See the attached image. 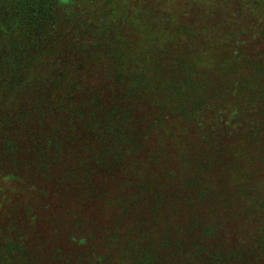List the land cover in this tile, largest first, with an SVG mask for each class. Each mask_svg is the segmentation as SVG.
Wrapping results in <instances>:
<instances>
[{
    "label": "rangeland",
    "instance_id": "1",
    "mask_svg": "<svg viewBox=\"0 0 264 264\" xmlns=\"http://www.w3.org/2000/svg\"><path fill=\"white\" fill-rule=\"evenodd\" d=\"M15 41L44 43L42 63L31 71L34 86L11 95L2 90L0 66V142L8 132L25 138L19 125L44 129L64 104L86 107L79 122L95 118V104L124 126L113 158L94 174L88 195L80 193L106 220L98 236L132 231L141 234L142 251L153 252L140 264H187L168 253L175 235L190 241L203 224L215 223L213 237L230 248L236 235L251 231L248 217L264 198V163L245 155L264 137V0H0V46ZM170 75L174 85L164 89ZM239 76L249 80L243 90L230 86ZM29 117V125L16 124ZM1 169L0 253L25 230L14 219L16 168ZM58 187L37 186L31 206L37 194L46 204L61 199ZM46 204L33 205L29 225L42 228ZM104 245L77 264L109 252ZM110 252L105 264H126L119 251ZM13 257L0 256V264H15Z\"/></svg>",
    "mask_w": 264,
    "mask_h": 264
},
{
    "label": "trees",
    "instance_id": "2",
    "mask_svg": "<svg viewBox=\"0 0 264 264\" xmlns=\"http://www.w3.org/2000/svg\"><path fill=\"white\" fill-rule=\"evenodd\" d=\"M42 44L44 43L24 44L15 41L0 46V53H3L0 55V66H3V69L6 68V73L1 76L4 80L2 83L4 92L11 95L14 92L27 90L31 85L34 86L36 81L31 77L34 75L31 71L36 61L42 63L40 60L43 55ZM241 78V76L237 77L233 84L229 85L233 87L236 84L237 89L243 90L246 80H249ZM154 82L158 85L161 84L157 79ZM163 84L164 89L174 85V77L170 75ZM14 87H18L17 90H14ZM246 94H248V98L252 96L247 91ZM240 98L246 100L245 94L237 97V100ZM254 98L261 100V96H254ZM55 99L56 94L54 92L51 95V101L54 102ZM163 100L166 101L164 98ZM51 106L46 108L49 109ZM113 107L119 110V107L114 105ZM54 108L57 110L56 117L50 118L44 129L42 126V130L36 132L32 129L26 130L22 125H19L21 131H25V135H23L25 138L22 139V133L18 134L16 131L13 134L8 132L7 138L4 136L1 138L0 161H4L0 163L1 171L4 173L8 167L12 168V166L13 169L16 168L14 173L17 177L13 176L12 180L17 181L20 188L16 195L18 200L13 203L14 219L20 222L18 227L22 225L25 230L17 232L20 238L13 239V245L9 240L5 244L3 242L5 251L0 253V256L9 258L13 255L15 264H77L78 259L85 252H94V248H97L102 240L105 244L103 248L108 249L109 252L102 255L101 253L98 254L99 259L96 257L86 258V264H105L102 259L106 255H110V251L115 253L119 251L123 254L126 264H140L142 259L147 258L148 255H153L150 250L144 248L142 251L139 246L141 234L133 236L131 235L132 231L129 235L127 232L115 231L108 236L104 234L98 236L102 224L106 221L105 219L104 222L103 219L100 220L99 210H94L99 204L90 206L91 199L80 201V193L87 196V186L89 184L94 186L92 182L97 170L108 165L113 158L112 148L117 150V142H122L121 137L125 134L124 126H120L118 120H113L106 110H102L101 107L97 108L95 104L90 106V117L95 115V118H98L101 115V119L98 118V121L93 118L92 121L79 122L80 116L83 115L82 109H86L83 105L78 107L64 104L60 110L58 107ZM34 116H37L36 109H33L31 113V117ZM131 119L133 120V118ZM31 121L32 119L29 117L26 123L16 122V124L29 125ZM4 125L7 127L8 123ZM254 142L260 143L259 148L257 144L255 151L245 155L256 156L259 163H264V137L260 140L255 139ZM21 147L25 148L21 149ZM86 147L92 149L84 151ZM244 149L246 153L248 147L244 146ZM9 161L11 165H9ZM251 175H253V171ZM43 184H46L48 191L52 186L60 185L56 188V192L61 195V199L55 197L50 204H46L45 199L36 201L40 196L37 194L31 206L30 196H34L37 186L41 188L40 192H45L46 188L42 191ZM0 186L2 190L6 186L4 179H0ZM21 189L23 191H20ZM5 194L4 190L2 195ZM26 199L29 202L28 207L25 203ZM41 201L42 203H40ZM43 204H46L44 206L51 210L46 211L42 217V221H44L42 228H36L34 223L29 225L30 220L35 221L31 216L34 211L33 205L36 208ZM245 204L250 205L249 203ZM0 205L4 206L3 204ZM251 212L254 213L248 217L252 221L249 226L251 231H242L241 234L236 235L237 240L230 248L227 242H219L217 238L213 237V234L218 236L219 232L215 223H208L203 224L200 229L190 235V241H187L184 236L176 237L175 235L171 239L172 243H167L170 248L168 253L172 255L175 253L179 258H181L180 255L187 257V264H264V198ZM108 216L112 218L111 215ZM141 222L142 220L135 221V225L139 227ZM35 223L37 225V222ZM182 223L183 221L180 225ZM254 225L255 229L253 230ZM133 228L136 227L133 226ZM117 233L121 236H118ZM209 237L213 238L214 241H208L207 238ZM97 239H100V242ZM162 239H166V237ZM131 244L133 246H130ZM213 244L220 247V244H223V248L214 247ZM9 246L13 247V251L7 254ZM72 246L74 249L71 248ZM188 251H191L190 255H188ZM244 253L247 256L244 257ZM124 258L121 259L124 260Z\"/></svg>",
    "mask_w": 264,
    "mask_h": 264
}]
</instances>
